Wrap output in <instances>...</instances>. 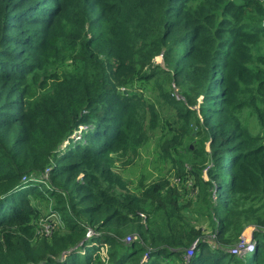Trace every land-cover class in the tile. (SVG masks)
<instances>
[{"label":"trees","instance_id":"1","mask_svg":"<svg viewBox=\"0 0 264 264\" xmlns=\"http://www.w3.org/2000/svg\"><path fill=\"white\" fill-rule=\"evenodd\" d=\"M263 42L264 0H0V264H264Z\"/></svg>","mask_w":264,"mask_h":264},{"label":"rangeland","instance_id":"2","mask_svg":"<svg viewBox=\"0 0 264 264\" xmlns=\"http://www.w3.org/2000/svg\"><path fill=\"white\" fill-rule=\"evenodd\" d=\"M261 51L262 53H264V42ZM155 61L156 63H162L163 60L161 59V57H158L155 59ZM252 124H254V120H252ZM155 149H156L155 145L152 143L149 145V147L142 149L140 156L134 161V163L127 166L122 164V162H117V167L115 169L119 173H122L123 177L129 178L131 180H138L142 174H145L146 176L150 177L148 178V180H151L152 178L155 179L160 175L159 170L161 168V165H158L156 163L157 160L159 159L158 158L159 150L155 151ZM166 172L167 169L166 166H164L163 173L166 174ZM48 220H51L50 223L53 224V226L50 227V230L54 228L58 229L60 227V217L58 214L56 213L52 214L50 218L47 219V221ZM253 229H255V227H253ZM248 233L249 230H246L244 235L247 236Z\"/></svg>","mask_w":264,"mask_h":264},{"label":"built area","instance_id":"3","mask_svg":"<svg viewBox=\"0 0 264 264\" xmlns=\"http://www.w3.org/2000/svg\"><path fill=\"white\" fill-rule=\"evenodd\" d=\"M51 216V215H50ZM49 216V218H50ZM51 222V220H50ZM53 226V224L50 223H47L45 224V230L49 233H51V231L53 229L50 230L49 227ZM263 233H264V230H263ZM92 234V232L88 233V237ZM93 235V234H92ZM136 237L134 236H130L126 239V241L130 242L132 241L133 239H135ZM197 247V243H194V245L192 246V248L190 249V251L188 252V256H193L194 253H195V249ZM256 247H257V243L253 240V234L251 237H248V236H243L242 240L235 246L233 247L230 252L233 254V255H236V256H245V255H248V254H252L254 253V251L256 250ZM107 248L106 245H103L101 248H100V254H103L105 253V258L104 260L107 261L108 260V257H107V254H106V251L105 249ZM102 252V253H101Z\"/></svg>","mask_w":264,"mask_h":264},{"label":"crops","instance_id":"4","mask_svg":"<svg viewBox=\"0 0 264 264\" xmlns=\"http://www.w3.org/2000/svg\"><path fill=\"white\" fill-rule=\"evenodd\" d=\"M247 230H249V233L247 234V236L251 237L254 231L253 227H248Z\"/></svg>","mask_w":264,"mask_h":264},{"label":"bare ground","instance_id":"5","mask_svg":"<svg viewBox=\"0 0 264 264\" xmlns=\"http://www.w3.org/2000/svg\"><path fill=\"white\" fill-rule=\"evenodd\" d=\"M224 50V49H223ZM225 51V50H224ZM224 163H225V161H224ZM230 165V164H229ZM229 165H228V167H229ZM226 168V167H225ZM227 169V168H226ZM99 239V238H98ZM107 240V239H106ZM96 242V241H95ZM98 247V249H99V246H97ZM89 249V248H88ZM92 250H93V248H92ZM159 254V253H158ZM155 257V256H154ZM159 257V256H158ZM67 262V261H66Z\"/></svg>","mask_w":264,"mask_h":264}]
</instances>
